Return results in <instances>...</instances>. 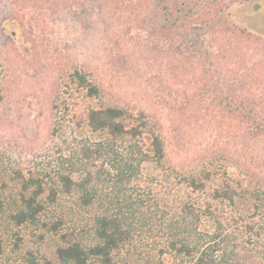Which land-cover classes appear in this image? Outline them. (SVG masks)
<instances>
[{"label":"trees","instance_id":"16d2710c","mask_svg":"<svg viewBox=\"0 0 264 264\" xmlns=\"http://www.w3.org/2000/svg\"><path fill=\"white\" fill-rule=\"evenodd\" d=\"M68 2L80 9L77 17L85 22L96 10L134 17L140 30L169 41L177 56L189 62L199 58L202 97L217 110L222 128L234 135L240 149L235 155L227 149L213 152L208 167L198 174L179 175L168 164L162 130L145 111L89 109L83 123L98 138L75 139L76 151L63 160L68 169L59 175L57 185L34 176L16 180L19 193L11 217L15 225L37 226L49 208L69 200L84 221L72 231L77 233L73 239L57 247L60 264H117L136 232L146 229L163 234L166 251L178 264H264V35L233 18L241 13L253 18L260 4L256 0ZM7 20L15 28L8 38L25 27L18 15ZM75 78L90 97L100 96V88L85 74L76 71ZM227 161L240 178L231 177L228 167L220 168ZM147 164L159 168L161 174L152 182L161 181L170 194L178 185L187 189L175 215L144 186ZM68 218L61 214L51 230L58 231ZM204 220L211 229L201 228ZM3 254L0 235V258Z\"/></svg>","mask_w":264,"mask_h":264},{"label":"rangeland","instance_id":"374dc122","mask_svg":"<svg viewBox=\"0 0 264 264\" xmlns=\"http://www.w3.org/2000/svg\"><path fill=\"white\" fill-rule=\"evenodd\" d=\"M79 11L68 0H0V264H60L57 247L77 235L72 231L84 216L69 200L49 208L37 226H16L11 217L19 176L57 185L68 169L63 160L76 151L75 139L98 138L83 123L89 109L145 111L162 130L168 164L179 175L198 174L208 167L213 152L227 149L235 155L240 149L234 135L222 128L217 110L202 97L199 58L189 62L177 56L169 41L140 30L134 17L96 10L85 22L77 17ZM14 15L25 27L8 38L15 28L7 19ZM233 18L264 35V15ZM76 71L97 84L99 97L80 88ZM145 142L149 147L150 141ZM229 167V175L240 178ZM144 174V186L175 215L187 189L178 185L170 194L161 181L152 182L161 174L153 164L144 166ZM61 214L69 216L67 222L52 231ZM210 226L204 220L201 228ZM117 264L178 262L166 251L163 234L146 229L136 232Z\"/></svg>","mask_w":264,"mask_h":264},{"label":"flooded vegetation","instance_id":"af4514ba","mask_svg":"<svg viewBox=\"0 0 264 264\" xmlns=\"http://www.w3.org/2000/svg\"><path fill=\"white\" fill-rule=\"evenodd\" d=\"M256 3L260 4L261 10L259 12L255 11L254 15H256V16L264 15V0H256Z\"/></svg>","mask_w":264,"mask_h":264}]
</instances>
